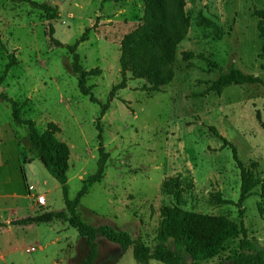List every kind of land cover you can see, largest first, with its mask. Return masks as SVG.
<instances>
[{"label":"rangeland","instance_id":"obj_1","mask_svg":"<svg viewBox=\"0 0 264 264\" xmlns=\"http://www.w3.org/2000/svg\"><path fill=\"white\" fill-rule=\"evenodd\" d=\"M33 1L56 8L57 17L49 20L30 3L0 0V94L17 101L21 117L33 120L40 132L50 122L61 128L57 137L71 153L68 188L73 199L83 180L97 169L101 107L80 93L71 55L50 42V27L65 45L91 29L78 53L85 70L101 69L88 85L105 103L112 87L121 82V40L141 23L144 4L142 0ZM185 10L191 27L177 49L173 82L150 92L144 81L128 74L127 88L117 92L100 121L109 156L105 176L77 208L83 222L127 231L151 248L158 241L160 208L174 204L163 190L170 179L182 181L185 209L240 221L237 206L217 200L220 196L238 202L241 177L232 151L210 132V126L237 148L245 166L257 162V171L264 176V86L233 85L221 94L207 92L231 67L264 81V39L255 16L264 10V0H186ZM200 12L221 29V39L197 25ZM183 52L195 57L185 61ZM9 63L13 65L3 77ZM27 134L26 126L13 122L10 105L0 97V193L8 194L0 196V222L7 223L0 227V264H81L88 246L67 222L10 225L65 210L60 185L31 151ZM43 195L46 205L39 206L37 198ZM259 201L253 195L244 202L243 220L251 247L264 253ZM240 240H231L212 260L190 262L230 264L228 257ZM97 244L94 264H137L132 248L123 252L102 236Z\"/></svg>","mask_w":264,"mask_h":264},{"label":"trees","instance_id":"obj_2","mask_svg":"<svg viewBox=\"0 0 264 264\" xmlns=\"http://www.w3.org/2000/svg\"><path fill=\"white\" fill-rule=\"evenodd\" d=\"M26 2L43 10L49 20L58 15L56 8L46 4H39L33 0H13ZM144 4L141 23L121 40L120 48V73L121 82L112 87L108 99L101 103L94 95L93 88L88 85L90 77L101 75V69L85 70L81 64L78 47L88 40L91 29H87L83 35L72 45H65L54 37V29L50 27V42L56 46L65 48L72 58V70L77 75L78 89L83 96L101 107L98 118L99 158L96 171L86 177L81 189L76 196L69 197L68 171L70 168V148L67 143L58 139L57 134L61 128L50 122L40 132L33 120L21 117V106L6 93H1L2 100L7 102L12 110V120L20 126L28 129L27 138L31 144V151L44 165L45 169L60 185L65 203L64 211H49L10 222V225L31 226L39 224H51L55 222H67L76 229L79 236L86 240L88 254L81 264H94L98 255V236L106 238L109 242L117 244L123 252L132 248L133 257L137 264H150L157 261L163 264H192L191 262H207L219 256L225 245L231 240L241 238L238 249L228 257L230 264H264V253L253 249L252 238L243 220L244 202L251 196L257 195L260 201L257 204L258 212L264 215V176L258 173V163L251 162L245 166L239 159L237 148L229 142L219 131L210 126L209 130L228 147L233 154V159L240 170V196L238 202L222 199L217 196L219 204L235 205L239 209L240 221H235L224 215H211L189 211L184 207L182 181L170 179L163 185V190L174 198V204L160 208V224L157 235V243L151 248L140 239H134L127 231L117 230L110 225L93 227L81 220L77 214V208L81 199L88 194L89 189L102 181L108 161V153L103 145L100 121L118 91L127 88L128 74L132 80H142L146 83L147 91L159 92L164 86L171 84L175 77V62L178 46L186 39L191 27L190 17L186 13V0H142ZM259 18L258 31L261 39H264V10L256 11ZM197 25L204 29H210V34L218 39L222 38L221 29L202 12L197 17ZM264 54V48H263ZM185 61L195 57L192 52H183ZM212 67L216 64L208 59ZM12 63L6 66L3 72L5 77L12 67ZM264 86V81L257 76L247 74L231 67L227 72L221 73L209 86L207 92L221 94L224 89L233 85ZM259 188V192L255 190ZM6 224H0V227ZM255 241V240H254ZM191 261V262H190Z\"/></svg>","mask_w":264,"mask_h":264},{"label":"built area","instance_id":"obj_3","mask_svg":"<svg viewBox=\"0 0 264 264\" xmlns=\"http://www.w3.org/2000/svg\"><path fill=\"white\" fill-rule=\"evenodd\" d=\"M37 203L39 206H45L46 205V197L43 195V196H39L37 198Z\"/></svg>","mask_w":264,"mask_h":264},{"label":"crops","instance_id":"obj_4","mask_svg":"<svg viewBox=\"0 0 264 264\" xmlns=\"http://www.w3.org/2000/svg\"><path fill=\"white\" fill-rule=\"evenodd\" d=\"M3 195H8V194H3V193H0V196L2 197ZM2 218V216H0ZM22 219H25V218H22ZM18 220H21V219H18ZM15 221V220H14ZM12 222V221H11ZM0 224H7L6 222H0ZM4 227V226H3Z\"/></svg>","mask_w":264,"mask_h":264},{"label":"water","instance_id":"obj_5","mask_svg":"<svg viewBox=\"0 0 264 264\" xmlns=\"http://www.w3.org/2000/svg\"><path fill=\"white\" fill-rule=\"evenodd\" d=\"M1 90V89H0Z\"/></svg>","mask_w":264,"mask_h":264}]
</instances>
